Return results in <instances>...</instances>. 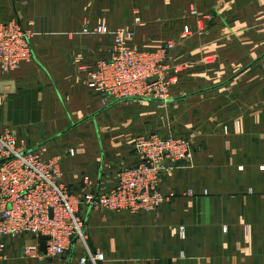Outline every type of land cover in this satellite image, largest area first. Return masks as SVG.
Instances as JSON below:
<instances>
[{
    "label": "crops",
    "instance_id": "crops-1",
    "mask_svg": "<svg viewBox=\"0 0 264 264\" xmlns=\"http://www.w3.org/2000/svg\"><path fill=\"white\" fill-rule=\"evenodd\" d=\"M192 4L222 15L193 20ZM138 11L144 25L133 45L164 49L178 41L185 24L209 23L207 34L180 40L173 55L187 62L183 73L192 70L199 78L201 58L217 54L218 64L207 71L233 75L172 101H193L194 119L181 132L196 147L192 162L162 184L165 194L175 195L140 216H106L86 207L92 246L104 253L103 264H264V50L258 48L264 45V0H0V20H17L33 34L32 60L10 74L0 71V133L10 129L28 149L44 146L50 156L61 155L63 182L72 191L84 188L85 177L95 194L113 189L121 170L137 164L135 133L147 130L138 124L147 112L130 105L157 102L102 106L82 80L110 58L113 39L83 30L129 27ZM200 79L203 86L208 77ZM186 110L184 104L190 118ZM73 148L75 157L68 153ZM188 190L195 195L184 196ZM26 239L8 240L0 264H79L88 253L75 243L69 257L27 259L22 254L32 241Z\"/></svg>",
    "mask_w": 264,
    "mask_h": 264
},
{
    "label": "built area",
    "instance_id": "built-area-1",
    "mask_svg": "<svg viewBox=\"0 0 264 264\" xmlns=\"http://www.w3.org/2000/svg\"><path fill=\"white\" fill-rule=\"evenodd\" d=\"M143 25L142 17L136 13L129 27L113 31L98 25L83 30L85 35L113 39L110 58L99 60L82 80L104 107L129 98L163 99L176 83L177 76H169L163 59L170 47H175L173 42L157 52L141 51L132 44ZM191 33H194L192 29L184 28V34ZM32 36L17 20H0L2 74H10L32 60ZM145 60L149 64L142 71ZM166 62H169L167 57ZM134 148L137 164L121 170L118 183L110 192L95 194L90 191L88 177L82 190L66 188L61 155L50 156L44 146L28 149L10 129L1 132L0 258L7 260L8 240L31 238L32 243L26 245L23 252L27 259L63 258L77 243L84 245L88 252L78 259L79 264H103L105 255L93 254L86 247L84 208L96 207L134 216L154 213L170 199L162 190L163 175L192 157L182 137L140 135ZM68 153L75 157L76 150L70 149ZM194 195L193 190L184 194L186 197ZM41 238H46L45 253L41 251Z\"/></svg>",
    "mask_w": 264,
    "mask_h": 264
},
{
    "label": "rangeland",
    "instance_id": "rangeland-1",
    "mask_svg": "<svg viewBox=\"0 0 264 264\" xmlns=\"http://www.w3.org/2000/svg\"><path fill=\"white\" fill-rule=\"evenodd\" d=\"M137 13H139V11ZM216 15L221 16L222 14L220 13V11L218 13L216 12L215 14H212L211 12L210 13H208V12L207 13H203V12L199 11L198 7L195 4H192L191 6H189V16L192 19L194 18L193 20L198 19L200 16H202L200 18L206 17V18H210L211 19V17L216 16ZM210 19H208V20H210ZM195 25H197V21H196ZM192 26L193 25H191V22H189L188 24H185L184 28L185 27H189L190 29H192L194 31V33L184 34V28H183V31L180 34L179 38H178V41H172L171 40L169 42H173L175 44V47H176V45L178 44V42L180 40H181L180 43L184 44L185 42L188 41V39H190L191 37H194L196 35V33H198L200 35L207 34V31H208L207 29L210 26V24L209 23L202 24V25L198 24L196 26V29H194ZM136 47L139 48L137 45H136ZM175 47L174 46H173V48L170 47L171 49L168 51V53L165 54V58L163 57L166 69H168L169 73H170L169 76H171L172 74L175 77L177 76L176 81H175L176 82L175 85L170 89V91L167 94L164 95L163 99H159V100L155 101V102H157L156 105L155 104H153V105L151 104V105H149V107H148V105L147 106L146 105H142V106L139 107L138 104H135V103L130 105V107L137 106L136 109H138L139 112H142V111H146L147 112L145 115H139V117H142V120H139V122H138V124L141 125V126H146L147 125V127H146L147 130H145V131L144 130H139L138 132L135 133V135L136 134L137 135L133 139V146L135 144L136 138L138 136H140V135L149 134V135H159L160 137H168V136H174V137H178V138L182 137L186 141L188 149L191 151V154H192L191 159L190 160H186L187 163H190L193 160V156H194V152H195V148L196 147L194 145L193 138L189 137V135H187V134L183 135V133L181 132V129H182V126L184 127L187 124V122H191L190 120L194 119L193 112H192L193 109H190V107L193 108V101H188L187 103H177V102H175L173 104H172V101H173L174 98L193 94L196 90H202L203 88H207L210 85L217 84V83H219L221 81L227 80L228 78H226V76H228V77L232 76L233 73L230 72V73H226V75H224V74L215 75L214 73L207 71L206 67H208V69L211 70V68H209V67L210 66H213V67L216 66V64H218L217 62L219 60V57L217 56V54H211V55L207 54V55H205V56H203L201 58L202 59V64H203L202 67H201V70L204 71L203 73H201V76L208 77V80H207V82L205 84H202L203 86H199L198 84H200V82L203 81L200 78H203V77L199 76V78H198V74H197V76H192V73H194V71H192V70H191V72L188 71L186 73H183L185 70H188L189 67L186 64L187 62L178 60L177 56L173 55V50L175 49ZM258 48H262V51H263L264 50V45L262 47L260 45V47H258ZM140 50L142 51V49H140ZM160 50H162V49H159V50H156V51H148V52H157V51H160ZM143 51H147V50H143ZM254 53L256 54L257 52H254ZM259 54H260L259 52L256 54L257 57L260 56ZM166 57H167V59H169L170 63L166 62ZM257 57H251L250 61H252L253 59H256ZM147 61L148 60H145L143 62L144 68L142 69V71L148 67L149 62H147ZM195 72H197V70ZM219 75H221V76H219ZM154 80H157V78L154 79ZM134 99H136V98H131V99L129 98L128 100H134ZM121 101H124V100H120V101L118 100V101L113 102L112 104H115L116 102H121ZM184 104H186V107H187L186 112L187 113L189 111L192 112L191 115H190V118H189V114H187L185 116L184 113L181 111L184 108ZM123 110L127 114H130L129 110H132V109L127 107V108H124ZM145 119L148 121V123H146ZM226 130H227V128H224V132H226ZM175 168H177V167H175ZM174 169H171V171L169 173L163 175V177H162L163 178L162 179L163 182L166 181L167 176ZM64 185H65V183H64ZM65 186H66V188L68 190H71L70 188H68L67 185H65ZM172 192H170V193H172ZM75 193H78V192H75ZM174 195L175 194H169L168 197L171 198ZM84 209L86 210V208H84ZM108 213H110V212L109 211H104V215H106V216L107 215H115L114 213H112V214L111 213L108 214ZM84 220H85V225H86L87 217L84 216ZM86 229H87V225H86ZM85 233H86L85 242H86L87 249L90 250L93 254L103 253V252H101V250L100 251H96L94 249V247L92 246L93 245L92 244L93 240H92L91 236L89 235V231L88 232L85 231ZM22 239L25 240L24 238H22ZM17 240H21V239H17ZM32 240H31V238L26 239L27 244L30 241H32ZM80 248L84 249V245L82 246V244H81ZM93 251H95V252H93ZM22 255L25 258L24 253ZM66 256L69 257L70 253L66 254L64 257H66ZM55 259H58V258H55ZM55 259H53V260H55Z\"/></svg>",
    "mask_w": 264,
    "mask_h": 264
},
{
    "label": "water",
    "instance_id": "water-1",
    "mask_svg": "<svg viewBox=\"0 0 264 264\" xmlns=\"http://www.w3.org/2000/svg\"><path fill=\"white\" fill-rule=\"evenodd\" d=\"M12 85H13V87H15L14 86V84L12 83ZM187 164V161H181V162H179L176 166L177 167H181V166H184V165H186ZM45 240H46V238H41V249L45 252Z\"/></svg>",
    "mask_w": 264,
    "mask_h": 264
}]
</instances>
